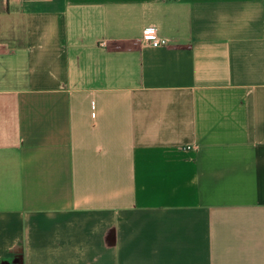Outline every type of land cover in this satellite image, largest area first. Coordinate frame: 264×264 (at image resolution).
I'll return each mask as SVG.
<instances>
[{
	"label": "crops",
	"instance_id": "1",
	"mask_svg": "<svg viewBox=\"0 0 264 264\" xmlns=\"http://www.w3.org/2000/svg\"><path fill=\"white\" fill-rule=\"evenodd\" d=\"M0 264H264V0H0Z\"/></svg>",
	"mask_w": 264,
	"mask_h": 264
},
{
	"label": "built area",
	"instance_id": "2",
	"mask_svg": "<svg viewBox=\"0 0 264 264\" xmlns=\"http://www.w3.org/2000/svg\"><path fill=\"white\" fill-rule=\"evenodd\" d=\"M144 38L150 42L154 48L168 47L169 41L166 38L158 36L155 28L147 29L144 32Z\"/></svg>",
	"mask_w": 264,
	"mask_h": 264
}]
</instances>
